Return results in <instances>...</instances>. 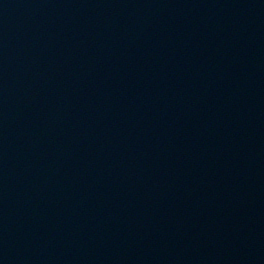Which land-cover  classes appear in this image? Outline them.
Segmentation results:
<instances>
[{
  "label": "water",
  "instance_id": "95a60500",
  "mask_svg": "<svg viewBox=\"0 0 264 264\" xmlns=\"http://www.w3.org/2000/svg\"><path fill=\"white\" fill-rule=\"evenodd\" d=\"M0 264H264V0H0Z\"/></svg>",
  "mask_w": 264,
  "mask_h": 264
}]
</instances>
